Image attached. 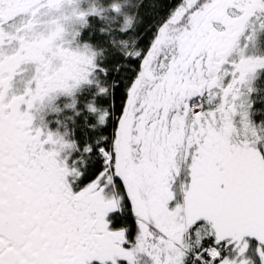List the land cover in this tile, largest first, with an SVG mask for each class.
I'll list each match as a JSON object with an SVG mask.
<instances>
[{
	"label": "snow or ice",
	"instance_id": "obj_1",
	"mask_svg": "<svg viewBox=\"0 0 264 264\" xmlns=\"http://www.w3.org/2000/svg\"><path fill=\"white\" fill-rule=\"evenodd\" d=\"M0 264H264V0H0Z\"/></svg>",
	"mask_w": 264,
	"mask_h": 264
}]
</instances>
